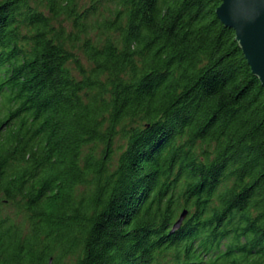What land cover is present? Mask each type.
<instances>
[{"label":"trees","instance_id":"16d2710c","mask_svg":"<svg viewBox=\"0 0 264 264\" xmlns=\"http://www.w3.org/2000/svg\"><path fill=\"white\" fill-rule=\"evenodd\" d=\"M220 3L0 0V264H264V88Z\"/></svg>","mask_w":264,"mask_h":264},{"label":"water","instance_id":"95a60500","mask_svg":"<svg viewBox=\"0 0 264 264\" xmlns=\"http://www.w3.org/2000/svg\"><path fill=\"white\" fill-rule=\"evenodd\" d=\"M216 15L234 30L235 40L264 88V0H221ZM186 213L180 214L171 231L181 226Z\"/></svg>","mask_w":264,"mask_h":264},{"label":"rangeland","instance_id":"374dc122","mask_svg":"<svg viewBox=\"0 0 264 264\" xmlns=\"http://www.w3.org/2000/svg\"><path fill=\"white\" fill-rule=\"evenodd\" d=\"M1 209L3 210V213L9 212V214L11 216H13V212L15 210V206H11V207L10 206H3ZM15 219H17V218H15ZM18 222H21V217L20 218L18 217Z\"/></svg>","mask_w":264,"mask_h":264}]
</instances>
